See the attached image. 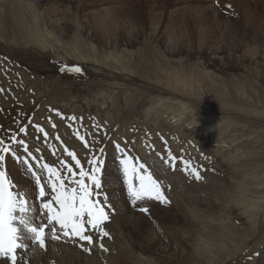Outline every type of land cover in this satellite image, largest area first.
<instances>
[{
    "label": "rangeland",
    "instance_id": "1",
    "mask_svg": "<svg viewBox=\"0 0 264 264\" xmlns=\"http://www.w3.org/2000/svg\"><path fill=\"white\" fill-rule=\"evenodd\" d=\"M75 66L81 71L62 70ZM166 76L189 83L173 84ZM0 89V138L23 157L11 143L15 133L58 169L66 160L79 171L64 148L85 170L93 157L103 159L100 191L114 210L104 225L110 238L99 241L107 251L99 242L67 238H47L46 249L25 241L29 248L18 254L19 264H68L53 249L58 242L100 264H142L138 253L148 244L151 251L142 254L152 263L145 264H198L188 256L202 246L194 224L201 210L216 228L251 233L223 264H264V0H0ZM36 125L48 133L40 138L44 144ZM169 149L192 161L202 178L180 161L175 168L165 163ZM125 155L148 167L169 203H133L121 164ZM10 159L6 154V171ZM24 192L38 216L34 182ZM117 199L124 215L133 211L156 227L154 241L146 222L138 232L125 224ZM145 207L148 213L141 211ZM230 242L222 245L224 254L234 249Z\"/></svg>",
    "mask_w": 264,
    "mask_h": 264
},
{
    "label": "snow or ice",
    "instance_id": "2",
    "mask_svg": "<svg viewBox=\"0 0 264 264\" xmlns=\"http://www.w3.org/2000/svg\"><path fill=\"white\" fill-rule=\"evenodd\" d=\"M62 70L81 71L78 66L70 69L66 67ZM0 91L3 90L0 89ZM36 128L43 133L44 137L48 136L40 125H36ZM25 131L26 127L19 129V132ZM77 135L87 147L85 137L80 136L79 133ZM10 140L18 148H22L26 155L23 157L18 155L16 148L10 147L3 138H0V258L3 261L7 264H19V260L23 257L18 256V253L26 252L29 248V244L25 241H30L32 245L40 249H46L47 238L79 240L86 242L89 246L102 241L105 237L110 238L104 225L110 219V211L114 210L107 203L106 193L100 191L103 159L93 157L89 161L93 167L85 170L76 157V153L64 148L67 156L75 161L79 171H75L72 164L66 160H61L62 169H66V172L62 174V169L48 163H41L43 158L34 155L27 143L22 139L18 140L15 133ZM116 148L118 151H124L119 144ZM39 151L40 149H36V152ZM100 152L103 153V149ZM6 154L15 161L23 163L31 173L37 189V199L40 201L38 216L34 215L35 207L28 194L18 190L9 178L4 166ZM168 157L165 163L173 168L177 166L176 162L180 161L185 165V171H190L196 179L202 178L200 170L193 165L192 161L173 155L170 149ZM121 164L127 190L134 204L143 199H155L165 204L170 202L164 195L161 183L153 177L144 163L138 161V158L125 155ZM36 167H39L45 175L38 174L35 171ZM100 197H103V202ZM141 211L148 213L149 209L145 207ZM90 233H95L97 239L94 240ZM79 247L85 251H91V247H86L85 243L79 244ZM99 247L107 251L102 242H99Z\"/></svg>",
    "mask_w": 264,
    "mask_h": 264
},
{
    "label": "bare ground",
    "instance_id": "3",
    "mask_svg": "<svg viewBox=\"0 0 264 264\" xmlns=\"http://www.w3.org/2000/svg\"><path fill=\"white\" fill-rule=\"evenodd\" d=\"M30 9V8H29ZM19 13V12H18ZM6 17V16H5ZM36 17V16H35ZM29 20V19H27ZM29 22V21H28ZM36 28V27H35ZM13 29V28H12ZM37 29V28H36ZM42 29V28H41ZM28 30V29H27ZM33 32V29L31 30ZM41 31V30H40ZM51 32V31H50ZM38 33V32H37ZM43 33V32H42ZM39 34V33H38ZM36 36V34H35ZM38 36V35H37ZM43 35L39 34V37L38 39L41 40V37ZM33 37V36H32ZM45 39V38H43ZM45 41V40H44ZM47 41V40H46ZM62 41V40H61ZM41 43V41H40ZM74 44V42H73ZM48 45V43H47ZM46 47V46H45ZM75 52V51H74ZM81 52V51H80ZM123 55V54H122ZM75 56V55H74ZM78 57V56H77ZM113 57V56H111ZM116 57V56H115ZM84 58V57H83ZM117 58H119V56H117ZM123 59V58H122ZM118 64L119 65H122L121 64V61L120 59H118ZM123 66V65H122ZM167 78V82H171L173 84H183L184 85H187L189 82H186L185 80L183 81L182 79L176 77V76H166ZM182 86V87H183ZM185 89V88H183ZM211 89V88H210ZM187 90H188V86H187ZM186 91V89H185ZM210 91V90H209ZM214 91V90H213ZM105 96V95H104ZM103 97V96H102ZM213 97V96H212ZM211 98V97H210ZM174 99V98H172ZM86 100V99H85ZM208 100V99H207ZM212 100V99H211ZM210 100V101H211ZM199 101V100H198ZM200 102V101H199ZM109 103V102H108ZM107 103V104H108ZM183 104V103H182ZM183 106V110H186L188 109L189 112L192 113L191 109L187 106H185V104L181 105ZM150 111L151 108H150ZM38 113H43V110L41 109L40 111H38ZM194 120H198V121H203L205 122L204 118L200 115H194ZM180 118H175L174 119V124L176 123H179V126L182 125V123L179 121ZM184 121L187 122L186 119H184ZM65 122V121H64ZM62 122L61 120V123H60V127L63 131H65L67 134H68V137L71 141L75 142V135L69 130V126L67 125V123H64ZM184 126H186L185 124H183ZM116 130V129H115ZM32 132H37L36 130H33ZM116 132V131H115ZM118 132V131H117ZM43 135H41L39 137V141L43 142V140H41L40 138L42 137ZM24 156V155H23ZM36 156L37 157H41V154L40 152H37L36 153ZM45 161V160H44ZM41 163H44L43 162V159L40 161ZM35 163V162H34ZM7 173L12 176V181L13 183L16 185V188L19 190L20 188L23 189L24 188V191L26 189H29V186L30 184L33 183L32 181V178L31 176L29 175V172L26 168V166L23 164V163H20V162H17L15 160H9L7 161ZM41 170V169H40ZM121 177V176H120ZM176 186V185H175ZM176 190V189H175ZM187 190V189H186ZM33 194V193H32ZM30 195V194H29ZM191 197V196H190ZM181 198H183V196H181ZM195 197H191V200H193ZM254 200V199H253ZM117 201L119 202V206H118V215L120 217H123L124 218V222L125 224L129 225L130 228L134 231V232H138L139 231V228L141 226V224L143 225V222H146V220H144L142 218V216L140 214H137L135 212H129L127 213V215H124L123 213L127 212L126 208H125V205L122 204L121 200L120 199H117ZM194 202H196V200H193ZM263 201V200H262ZM112 202V201H111ZM125 203V202H124ZM264 203V202H262ZM263 207V206H262ZM201 212V218H197L194 220V224L195 225H198L199 226V232H198V236H199V240L201 241V248H200L198 251H197V254L195 255H191L188 256V261L190 260H194L195 263H198V264H216L217 261L219 262L218 264H223L224 262H226L233 254L234 252L237 251L236 249V246L238 245L239 242H243L245 239H241L243 236H248V237H251V233H249L250 231H241V230H238V231H235L234 233V230H237L235 229L234 227H225L224 229H220V228H216L213 224V221L212 220H208L207 219V214L205 212H203L202 210L200 211ZM243 213H245L246 211H242ZM251 212V211H249ZM115 216V215H114ZM250 216H253V214L251 213ZM192 223V222H191ZM115 225H117V222H114ZM124 224V223H123ZM219 225V223H217ZM113 226V225H111ZM146 226H148L147 228L149 229V231L151 232V235L150 237L151 240L153 239H156L157 236V231H156V227H154V229L152 228V226L146 222ZM112 228V227H111ZM114 229V228H113ZM120 230V229H119ZM244 230V229H243ZM249 230V229H248ZM159 233V232H158ZM217 233V234H216ZM237 234L240 235V237H237ZM116 238V237H115ZM246 238V237H245ZM119 239V238H118ZM121 239V238H120ZM122 241V240H121ZM154 241V240H153ZM162 241V240H161ZM231 241V242H230ZM232 241H234V249L233 250H228L227 253H223L222 251V245L223 244H226L228 242H230L228 244L229 247H232ZM29 242V241H28ZM124 242V241H123ZM162 243V242H161ZM123 244V243H122ZM125 244V243H124ZM132 244V243H131ZM152 246V244H150ZM148 244V247L150 246ZM245 245V244H244ZM53 246V249L54 248H58V250L62 253V256L59 257V259H63V261L67 262L68 264H100L99 261H97L98 257H94V256H87L85 254H83L82 252L78 251V249H76L75 247H71V246H68V245H64V244H60L58 242L57 243H53L52 244ZM197 246V245H196ZM118 247V246H117ZM147 246L142 247V250L140 249V251L143 253H146V252H150L151 249H149ZM167 247V246H166ZM128 248L130 249V251L132 250L133 251V247L131 245L128 244ZM170 249V248H169ZM241 250V249H240ZM142 253H138V259L140 260V262L142 264H145L147 262H150L152 263V260L145 257ZM19 254V253H18ZM25 254V253H24ZM112 254V253H111ZM110 256H113V254ZM125 254V253H124ZM127 255V254H126ZM129 255V254H128ZM132 256V255H131ZM114 257V256H113ZM112 257V258H113ZM116 257V256H115ZM103 258V257H102ZM190 258V259H189ZM203 258H208V259H204V260H201ZM233 258V257H231ZM154 260V259H153ZM108 263L109 262V259L107 260ZM232 261V260H231ZM4 264H7V262H3ZM120 263V262H119ZM117 263V264H119ZM149 263V264H150ZM130 264V262L128 263Z\"/></svg>",
    "mask_w": 264,
    "mask_h": 264
}]
</instances>
